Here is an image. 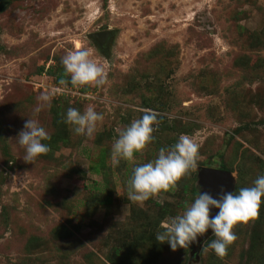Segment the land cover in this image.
I'll return each instance as SVG.
<instances>
[{
	"label": "rangeland",
	"instance_id": "rangeland-1",
	"mask_svg": "<svg viewBox=\"0 0 264 264\" xmlns=\"http://www.w3.org/2000/svg\"><path fill=\"white\" fill-rule=\"evenodd\" d=\"M104 29L101 49L88 34ZM80 45L105 67L102 87L65 73ZM89 106L104 119L77 135L67 109ZM148 109L159 113L154 141L114 165L119 132ZM28 119L51 136L33 163L18 137ZM181 135L201 145L198 170L223 164L233 194L264 175V0H0V264H264V203L223 259L212 232L197 252L156 240L194 202L198 170L175 192L128 199L133 168Z\"/></svg>",
	"mask_w": 264,
	"mask_h": 264
},
{
	"label": "clouds",
	"instance_id": "clouds-1",
	"mask_svg": "<svg viewBox=\"0 0 264 264\" xmlns=\"http://www.w3.org/2000/svg\"><path fill=\"white\" fill-rule=\"evenodd\" d=\"M65 73L70 77L72 85L77 87H102L107 83L108 73L105 67L92 59V53L83 45L69 52L62 58ZM61 84L68 81L61 80ZM50 106L52 97L48 94L40 97ZM37 112L40 111L38 107ZM159 113L145 110L141 118L135 119L130 126L119 132L118 139L112 147V160L118 165L123 159L135 162V155H143L151 144L160 121ZM103 115L97 113L92 106L81 113L76 108H68L65 123L73 126L77 135L89 137L97 130V124L102 122ZM19 144L25 149L23 159L34 162L40 155H47L50 147L42 141L50 140L51 136L38 121L28 119L18 134ZM201 145L187 135H181L177 142L169 147H161L157 158L153 161L137 165L132 170L128 181V199L143 204L150 198H157L161 193L175 192L178 182L198 170ZM264 197V175L254 181V186L243 187L238 194L226 192L221 188L217 198L208 192H200L194 202L185 205L182 215L171 217L162 223L163 231L156 235L160 243L167 242L172 251L177 248H189L197 242L198 236H203L209 229L215 235L208 248L214 250L217 257L223 259L227 249L237 240L234 228L238 224L248 225L259 219V212ZM162 202V201H160ZM219 211L211 216V209Z\"/></svg>",
	"mask_w": 264,
	"mask_h": 264
},
{
	"label": "water",
	"instance_id": "water-1",
	"mask_svg": "<svg viewBox=\"0 0 264 264\" xmlns=\"http://www.w3.org/2000/svg\"><path fill=\"white\" fill-rule=\"evenodd\" d=\"M111 33V29H104L92 32L88 34V37L91 38L95 45L102 49L107 45ZM197 187L199 189L198 194L200 192H208L213 198H217V194L221 188L226 192H231L232 180L230 172L220 168L202 167L197 172ZM218 211V209L212 208L210 215L215 216ZM211 232V229H209L203 236H198L197 242L191 244L192 250L197 252L201 240Z\"/></svg>",
	"mask_w": 264,
	"mask_h": 264
},
{
	"label": "trees",
	"instance_id": "trees-1",
	"mask_svg": "<svg viewBox=\"0 0 264 264\" xmlns=\"http://www.w3.org/2000/svg\"><path fill=\"white\" fill-rule=\"evenodd\" d=\"M46 72H47V74L51 75V68H49ZM56 79H57L58 82L63 80V72L62 71L58 72V76L56 77ZM218 157L220 158V154L218 155ZM93 167H94V168H92L93 172H95V173H97V172L99 173L100 172L98 166L95 165ZM218 168L223 169V170L226 169L221 162H218ZM191 190H192L193 194H196V189L193 188ZM101 203H103V204L108 203V199L105 198V199L101 200Z\"/></svg>",
	"mask_w": 264,
	"mask_h": 264
}]
</instances>
